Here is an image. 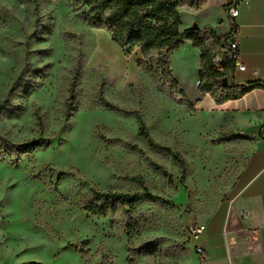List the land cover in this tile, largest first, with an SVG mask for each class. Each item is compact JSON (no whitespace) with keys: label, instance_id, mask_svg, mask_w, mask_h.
Returning <instances> with one entry per match:
<instances>
[{"label":"rangeland","instance_id":"obj_1","mask_svg":"<svg viewBox=\"0 0 264 264\" xmlns=\"http://www.w3.org/2000/svg\"><path fill=\"white\" fill-rule=\"evenodd\" d=\"M178 2L179 30L197 24L210 59L216 14L197 20L207 0ZM89 19L75 0H0V264H202L188 227L227 219L249 141L196 108L222 85L200 49L170 55L175 86ZM144 190L156 199L132 211L88 210L105 205L92 191Z\"/></svg>","mask_w":264,"mask_h":264},{"label":"crops","instance_id":"obj_2","mask_svg":"<svg viewBox=\"0 0 264 264\" xmlns=\"http://www.w3.org/2000/svg\"><path fill=\"white\" fill-rule=\"evenodd\" d=\"M229 1L207 0L203 11L192 13L203 20L199 15L208 19L207 10L213 11L216 30L212 23H204L218 38L225 37L234 23L244 70L232 69L225 77L226 85L255 87L220 103L203 93L196 108L228 116L231 127L249 141L248 158L239 177V190L229 202L227 219L208 221L198 247L204 249L202 264H264V0H240L234 21L226 14Z\"/></svg>","mask_w":264,"mask_h":264},{"label":"trees","instance_id":"obj_3","mask_svg":"<svg viewBox=\"0 0 264 264\" xmlns=\"http://www.w3.org/2000/svg\"><path fill=\"white\" fill-rule=\"evenodd\" d=\"M75 2L88 7L89 20L93 26L105 29L110 34L112 41L119 47L139 48L143 59L138 61V66L146 65L149 71H161L162 74L169 76L171 83L175 86L177 82L171 79L169 59L170 55L183 42L190 41L194 48L201 50V58L205 62L210 60L204 41L198 34V29L179 30L178 0H75ZM212 35L218 41L220 40L214 33ZM232 69V63L228 62L227 74ZM210 73L214 79L218 78L211 70ZM221 84V87L215 88L206 85L202 88V92L209 93L216 103H220L221 101L236 99L255 87L254 85H247L229 88L222 81ZM2 110L3 105L0 104V112ZM141 137L149 146L171 153L169 148H164L155 143L146 133L141 132ZM45 146L46 142L39 139L13 151L11 149V152L22 157ZM92 192L95 200L105 202V205L102 206L92 205L88 207V210L95 215H105L108 208L114 211L117 204H122L132 211L136 204L144 200L156 199L155 196L145 190L134 195L116 192ZM146 248L149 249V247Z\"/></svg>","mask_w":264,"mask_h":264},{"label":"built area","instance_id":"obj_4","mask_svg":"<svg viewBox=\"0 0 264 264\" xmlns=\"http://www.w3.org/2000/svg\"><path fill=\"white\" fill-rule=\"evenodd\" d=\"M239 2L240 0H230L227 5L226 14L231 21H234L238 16ZM230 25V32L225 37L220 38L219 48L210 55L209 60L210 70L218 76L220 82L227 75L228 62L232 63L233 69L244 70V66L241 65L239 60V34L237 27L234 23H231ZM205 230V224L198 222H193L188 227V233L194 240H198ZM194 251L198 255L204 254L203 247H196Z\"/></svg>","mask_w":264,"mask_h":264},{"label":"water","instance_id":"obj_5","mask_svg":"<svg viewBox=\"0 0 264 264\" xmlns=\"http://www.w3.org/2000/svg\"><path fill=\"white\" fill-rule=\"evenodd\" d=\"M192 28L197 29V28H198L197 24H193V25H192ZM222 83L226 85V84H227V79H226V78H223V79H222Z\"/></svg>","mask_w":264,"mask_h":264},{"label":"bare ground","instance_id":"obj_6","mask_svg":"<svg viewBox=\"0 0 264 264\" xmlns=\"http://www.w3.org/2000/svg\"><path fill=\"white\" fill-rule=\"evenodd\" d=\"M108 53H109V52H108ZM99 55H100V54H99ZM99 55H98V56H99ZM103 55H104V54H103ZM100 56H101V55H100ZM105 57H107V56H105ZM115 59H116V58H115ZM100 61H101V59H100ZM116 61H118V60H116ZM116 61H115V62H116ZM119 63H120V62H119ZM111 64H112V63H111ZM114 66H115V65H114ZM119 66H120V65H119ZM126 68H127V67H126Z\"/></svg>","mask_w":264,"mask_h":264}]
</instances>
